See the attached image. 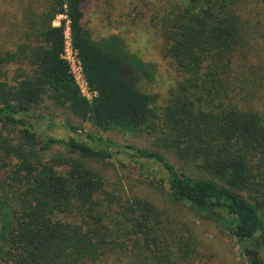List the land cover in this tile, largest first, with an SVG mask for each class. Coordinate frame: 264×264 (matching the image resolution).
Segmentation results:
<instances>
[{"label": "trees", "instance_id": "trees-1", "mask_svg": "<svg viewBox=\"0 0 264 264\" xmlns=\"http://www.w3.org/2000/svg\"><path fill=\"white\" fill-rule=\"evenodd\" d=\"M84 2L0 0V171L10 168L0 175V264H100L120 256L178 264L190 255L191 241L173 228L175 211L114 194L93 169L120 146L90 134L64 141L35 132L44 101L101 131L151 138L183 167L123 146L138 160L140 179L165 183L176 204L225 225L246 264H264V120L238 99L255 38L250 12L264 0H181L162 14L164 56L181 77L163 101L144 90L152 64L129 54L117 36L91 38ZM66 29L96 94L91 101L62 58ZM53 146L78 156L43 160Z\"/></svg>", "mask_w": 264, "mask_h": 264}, {"label": "rangeland", "instance_id": "rangeland-1", "mask_svg": "<svg viewBox=\"0 0 264 264\" xmlns=\"http://www.w3.org/2000/svg\"><path fill=\"white\" fill-rule=\"evenodd\" d=\"M181 0H85L83 5L85 29L94 41L117 36L121 47L129 54L139 58L143 63L154 66V79L144 90L156 95L160 101L169 98L175 84L181 79L169 59L164 56L163 41L159 33V21L162 14L172 6L180 4ZM57 17L52 26L60 25ZM250 28L255 32L252 38L250 52L242 63L239 78V95L248 105L257 111L264 120V8L259 6L250 12ZM39 123H34L35 132L58 140L89 141L87 134L104 140H111L119 147V153L107 162H92L94 170L106 179V188L116 195L130 198L136 196L147 199L155 206L176 212L177 221L173 227L183 237L191 241L190 255L178 264H246L242 255L241 244L237 242L225 225L209 220L204 214L198 213L188 206L176 204L169 196L165 183L157 180H142L139 176L138 161L130 149L123 146H134L140 149L156 151L164 155L168 161L181 171L182 164L174 157L159 149L151 138L136 137L118 131H101L90 122H83L63 108H58L44 101L37 109ZM79 127L73 133L64 128V124ZM42 145V144H40ZM116 151V150H112ZM67 152L62 146H53L43 154V160H49L55 155L77 157ZM153 170L162 178H167L164 171L152 165ZM186 170V169H185ZM10 168L0 171L5 176ZM187 172V170H186ZM3 178V177H1ZM191 238V239H190ZM140 261V260H138ZM137 261V262H138ZM100 264H133L128 257L112 258Z\"/></svg>", "mask_w": 264, "mask_h": 264}, {"label": "built area", "instance_id": "built-area-1", "mask_svg": "<svg viewBox=\"0 0 264 264\" xmlns=\"http://www.w3.org/2000/svg\"><path fill=\"white\" fill-rule=\"evenodd\" d=\"M62 58L67 62L69 72L78 87L80 94L88 101H91L96 94L89 90L77 54L71 47L67 29L65 31L64 53Z\"/></svg>", "mask_w": 264, "mask_h": 264}]
</instances>
